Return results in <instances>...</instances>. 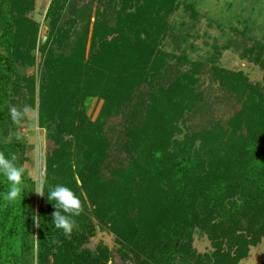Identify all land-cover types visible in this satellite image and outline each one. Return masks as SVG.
<instances>
[{
  "label": "trees",
  "instance_id": "1",
  "mask_svg": "<svg viewBox=\"0 0 264 264\" xmlns=\"http://www.w3.org/2000/svg\"><path fill=\"white\" fill-rule=\"evenodd\" d=\"M34 2L0 0V152L25 168L30 146L8 113L36 111L47 139L44 184L70 187L83 211L65 235L52 224L48 198L38 210L36 193L15 203L0 198V264L246 260L264 239L262 87L214 65L221 118L203 114V63L181 72L170 61L186 57L161 49L180 0H96L94 23L95 0H52L44 44ZM37 52L39 73L27 74ZM92 99L102 101L95 120ZM7 187L0 177V194ZM98 227L114 236L115 254L85 249ZM197 229L212 252L194 247Z\"/></svg>",
  "mask_w": 264,
  "mask_h": 264
},
{
  "label": "rangeland",
  "instance_id": "2",
  "mask_svg": "<svg viewBox=\"0 0 264 264\" xmlns=\"http://www.w3.org/2000/svg\"><path fill=\"white\" fill-rule=\"evenodd\" d=\"M34 1L31 17L40 24L39 43L44 44L50 35L45 16L52 0ZM94 5L92 23L95 22L96 0ZM168 22V35L161 49L170 56L187 59L181 64L170 61V65L175 69L181 68V72H188L191 63H203L201 90L209 104L203 114H214L221 118L217 109H214L219 95L223 96L214 84L211 68L214 65L227 74H242L250 84L260 85L264 90V0H180ZM36 56L37 64L29 67L27 74L38 75L41 55L37 52ZM88 105V114L95 120L102 101L92 99ZM195 121L190 125L193 128L196 126ZM19 124L21 134L30 146L25 168L30 178L44 183L47 139L45 131L38 127L37 112L29 111L19 120ZM35 202L36 210L47 208L45 196L35 194ZM101 245L114 254L118 249L114 236L98 227L96 236L85 243V249L96 253ZM194 247L202 254L213 251L206 234L198 229L194 232ZM115 258L120 263L116 255ZM239 264H264V239L257 247H252L249 257Z\"/></svg>",
  "mask_w": 264,
  "mask_h": 264
},
{
  "label": "clouds",
  "instance_id": "3",
  "mask_svg": "<svg viewBox=\"0 0 264 264\" xmlns=\"http://www.w3.org/2000/svg\"><path fill=\"white\" fill-rule=\"evenodd\" d=\"M30 108L25 106L23 109L12 107L8 115L13 122L21 120ZM0 177L6 179L7 191L0 194V198L9 203L22 202L28 193H36L41 197L47 193L48 200L52 203L56 211L52 217V224L57 230H61L65 235H70L75 226V217L83 211V202L80 197L68 186L63 184L45 185L42 181H32L30 192L25 191L26 179L25 168L17 163L14 154L0 152ZM39 226V217H34ZM109 264L111 262L109 261Z\"/></svg>",
  "mask_w": 264,
  "mask_h": 264
},
{
  "label": "water",
  "instance_id": "4",
  "mask_svg": "<svg viewBox=\"0 0 264 264\" xmlns=\"http://www.w3.org/2000/svg\"><path fill=\"white\" fill-rule=\"evenodd\" d=\"M47 203V197L45 196V204Z\"/></svg>",
  "mask_w": 264,
  "mask_h": 264
}]
</instances>
